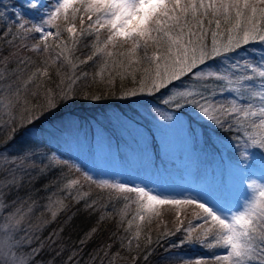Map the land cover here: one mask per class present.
Listing matches in <instances>:
<instances>
[{"label": "snow or ice", "instance_id": "6c2138e0", "mask_svg": "<svg viewBox=\"0 0 264 264\" xmlns=\"http://www.w3.org/2000/svg\"><path fill=\"white\" fill-rule=\"evenodd\" d=\"M11 9L12 23L0 35L14 48L20 41L10 53L17 57L14 68H9L8 56L0 59V131L11 129L9 141L78 99L99 101L110 94L134 100L167 89L160 99L163 107L151 109L157 124L176 125L172 111L190 108L194 121L231 133L242 159L247 158L248 149L264 152V49L257 55L255 49L249 52L245 47L264 45V0H16ZM5 15L0 11V17ZM33 33L39 34L36 42L25 43ZM21 50L31 55H19ZM88 67L92 71L85 70ZM117 80L119 96L114 91ZM125 82L131 86L124 87ZM93 86L103 88L105 95L90 91ZM135 111L150 114L143 103ZM111 119L132 124L126 114H114ZM79 132L76 120L60 119L49 129L37 130L35 138L14 153H0V264H32L46 245L50 249L56 245L63 226L43 239L39 233L70 210L67 201L82 203V210L90 214L98 210V201L82 190L81 180L66 174L53 182L57 190L43 205L51 219L44 218L41 224L31 223L39 206L31 194L5 203L6 190H19L25 181L32 184L56 167L74 168L89 185L107 192L105 208L123 201L115 213L117 230L123 229V235L112 234L120 248L112 252L113 245L108 244L94 250L84 264H116L126 259L121 250L135 253L131 264H136L143 251L141 240L145 248L153 244L150 226L154 221H158L157 246L177 233L184 234L178 242H169L166 252L198 244L211 253L198 258L170 254V264H264V182L241 181L232 199L231 193H216L210 187L194 195L189 190L177 194L102 178L61 157L42 139L47 135L67 142L78 139ZM189 135L190 143L196 145L202 133L190 128ZM103 141L101 129L98 148ZM42 147L47 150L40 152ZM235 167L239 169L238 162ZM34 170H38L36 176ZM50 187L45 184L43 190ZM5 208L12 210L4 215ZM162 208L174 210V230L162 219ZM188 209H192L191 219L184 215ZM75 214L66 217L65 225ZM106 218L112 219L113 213L104 212L98 223ZM96 231L93 227L80 243L85 244ZM64 251L61 244L56 255ZM151 253L149 249L144 259ZM80 255L72 250L64 264H80Z\"/></svg>", "mask_w": 264, "mask_h": 264}, {"label": "rangeland", "instance_id": "374dc122", "mask_svg": "<svg viewBox=\"0 0 264 264\" xmlns=\"http://www.w3.org/2000/svg\"><path fill=\"white\" fill-rule=\"evenodd\" d=\"M258 44V42L250 43L245 47L251 52L253 50L251 46L256 47ZM259 53L260 51L256 50V54ZM86 70L92 71L90 67ZM115 85L119 88L117 95L119 96L121 92L119 80ZM130 86L129 82H125L124 87ZM100 95H105L103 88ZM144 97L129 101L116 98L121 103L111 108L104 106L98 108L96 104L101 102L79 99V102H85L87 106H94L96 114L89 115V119H84L85 117L82 116L84 118L80 117L82 119L76 120L80 125L79 138L63 143V146L81 150L78 154H87L84 159L79 157L76 164L103 178L157 186L160 190L177 194L189 190L194 195L203 188L210 187L216 193H231V198L234 199L240 190L241 181L245 184L253 180L264 182L262 178L264 152L259 149H248L247 158L242 159L235 152L236 149L233 150L235 146L227 139L219 140L214 146L211 144L208 147L202 143L204 138L200 137V142L193 145L189 141V117H192L190 108L172 111L177 123L173 126H165L157 124L154 120V113L151 112L153 107H147L150 113L148 115L136 114L138 103L145 104L142 100ZM114 114H126L132 120L131 126L118 124L112 120ZM194 122L196 123L193 120ZM201 122L205 127L202 124L201 126L208 133L214 129L211 124L204 121L197 123ZM101 129L104 141L103 147L98 148L97 133ZM196 132L202 133L199 128H196ZM227 145L232 147L227 148ZM209 149L217 150L220 154L212 153ZM237 162L240 165L239 169L235 167ZM245 169L247 171H244ZM82 190L84 191V188ZM191 212L192 209L185 211L184 215L187 219H191ZM7 213L3 211L4 215ZM162 219L167 222L168 228H175L173 209L162 208ZM157 223L158 221L153 222L150 226L151 231H157ZM183 235L181 232L182 237ZM122 263L129 262H117V264Z\"/></svg>", "mask_w": 264, "mask_h": 264}, {"label": "trees", "instance_id": "16d2710c", "mask_svg": "<svg viewBox=\"0 0 264 264\" xmlns=\"http://www.w3.org/2000/svg\"><path fill=\"white\" fill-rule=\"evenodd\" d=\"M16 0H0V11H4L6 15L4 17H0V35L3 34V32L8 28L9 23H12V21L9 19L12 16V9L11 4L15 3ZM11 9V11H10ZM11 12V13H10ZM13 33L15 32V28L12 29ZM39 34L33 33L31 38H29L25 43L32 44L36 42V39L38 38ZM8 39H11V37H8ZM20 41L16 42V47H12L7 44L6 40H0V49H2V52H0V59H2L4 56L9 57V68H14L16 66L15 61L17 59L16 56H11L10 53L16 51V49L19 47ZM250 46H248L249 48ZM251 48L255 50L261 51L263 48V45L260 43L254 47L251 46ZM19 55H31V53H28L26 50H21L19 52ZM86 70V69H85ZM187 79V78H185ZM128 83V82H126ZM129 86V85H128ZM171 87V86H170ZM119 88H114V91L116 93V96L118 95ZM90 91L95 92L96 94H101L102 88H94L92 87ZM167 92L166 90H163L161 93L153 96V97H144L142 100L145 102L146 107H156V106H163L160 105V99L163 95H165ZM109 97H113L110 94L107 95V98L101 99L97 102H101L99 104H96V107L104 106V108H111L117 104H120V100H116V98L108 99ZM78 99L76 102L68 105L67 107H61L58 111H56L53 114L45 115L42 117L36 124L31 126V129L29 132L22 134L23 130L21 132H18L16 134V138L14 141H9L8 137L11 135V129L7 128L3 131H0V153H3L5 151H8L9 153H14L16 149L25 143L31 142V139H34V133L39 129H49L51 128L52 124L57 122L60 119H73V120H79V119H89V115H95L94 112V106H87L85 102H79ZM91 101V100H88ZM129 101V100H128ZM39 113V109H37V113ZM84 116V117H82ZM82 117V118H80ZM7 119V117H5ZM24 120H27V116L24 117ZM190 128H199L202 131L201 138H204L202 143L208 147L212 144L214 146L215 143H217L219 140H230V143L234 144V140L232 137V134L229 132H221L218 129L214 128L210 130L208 133L205 130L204 123H193V119L190 116ZM2 123V121H0ZM21 120L18 118L16 121L17 127L20 125ZM201 124L204 126L202 127ZM42 139L47 141V144L50 148L56 150V152L63 158H67L70 160L72 164H76L78 161V158L84 159L86 158L85 155L87 154H78L81 152V150H74L70 146H63L65 143V140L61 139L59 142L56 139H53L50 136H43ZM233 148V150H235ZM47 149L41 148L40 152H44ZM71 150V151H70ZM209 151H212L209 149ZM237 154H239V151L236 149L235 151ZM74 153V154H70ZM240 155V154H239ZM81 166V165H79ZM38 170H34L32 175L36 176ZM62 174L70 175L71 178H79L83 180V177L80 173L76 172L74 168L71 170L67 167H64L63 169L60 167L52 168L47 175L39 177V179L35 180L32 184H29L27 181H25L24 186L21 187L19 190L12 189V190H6L5 195V203L10 204L13 200L17 199V197L25 198L29 194L32 195L33 199H35L38 202V207L34 213V215L30 218L31 223L33 226L37 224H41L44 218L51 219L50 215L44 211L43 205L44 203H47V197L57 190V185L53 183L54 181H57L59 177H61ZM97 175V174H95ZM99 175V174H98ZM100 176V175H99ZM102 177V176H101ZM103 178V177H102ZM82 182V181H81ZM45 184H50L51 187L48 191L43 190V186ZM84 185V191L91 193V198L98 201L97 205V211L93 213H88L82 210L83 204H73L72 201H67L70 205V210L60 214L54 221L49 223L47 227L44 228L42 233H39L41 239L46 238L49 236L50 233L58 231L62 226L64 227V230L62 233H60V240L57 241V244L52 246L50 249L47 245L45 246L44 250L40 252L39 255L35 257V260L32 262V264H64V261L67 259V256L70 254L72 250L79 251L81 253L80 255V264H84V261L88 260L89 254L93 253L94 250L101 249L104 246H107L108 244H112L113 247L111 249L112 252H116L119 248V242L116 240V237L112 236L113 233H117V235H123V229L117 230L116 227V220L119 218L115 213L118 211L120 207L123 206V201H118L115 204V208L112 206V204H108V207L105 208L104 205L107 202L106 199H103V197H106L108 195L107 192L101 193L99 189L95 187V185H89L87 181L82 182ZM113 195H115L113 193ZM47 196V197H46ZM134 207V206H133ZM134 209V208H133ZM11 208H5L3 211L5 213L11 211ZM72 212H75L76 214L73 216L70 223L65 225V220L68 215H71ZM104 212H111L113 213L112 219H105L104 221L98 223L99 217ZM96 227L97 231L92 235L91 239H87L85 244H81V240L86 239V234L90 232V230ZM173 229L174 228H169ZM147 230V229H146ZM153 244L149 245L148 248L144 247V240H141V248L143 251L141 252L139 259L137 260L136 264H170L169 261V255L170 254H180L181 256L191 257V258H198V257H207L210 256L211 253L209 251H206L200 246H191L190 244H185L181 248H171L168 252L165 251L166 248H168L169 242H178L183 237L181 236V233H177L175 236L171 237L170 240L163 241L161 246H157L155 243L157 231H151ZM111 237V238H110ZM63 244L65 246V251L62 255L57 256L56 252L59 251V248ZM37 244L34 243L32 247H36ZM197 247V248H196ZM151 249L152 253L148 257L147 260L144 259V255L146 252ZM82 250V251H81ZM23 251L27 252L29 251L28 248H24ZM218 251V250H215ZM135 253H127L123 250H121V255L126 257V259H118L117 262H129L127 264H131V256ZM210 254V255H209ZM100 255H103V251L100 252ZM116 262V264H117ZM97 264L99 262L97 261ZM124 264V263H122Z\"/></svg>", "mask_w": 264, "mask_h": 264}]
</instances>
